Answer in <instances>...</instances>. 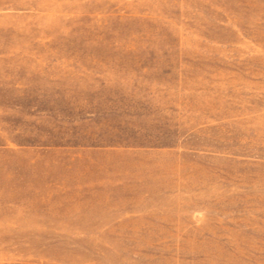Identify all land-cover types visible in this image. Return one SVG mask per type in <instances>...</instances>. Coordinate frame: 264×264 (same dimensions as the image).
Instances as JSON below:
<instances>
[{"label": "rangeland", "instance_id": "rangeland-1", "mask_svg": "<svg viewBox=\"0 0 264 264\" xmlns=\"http://www.w3.org/2000/svg\"><path fill=\"white\" fill-rule=\"evenodd\" d=\"M0 264H264V0H0Z\"/></svg>", "mask_w": 264, "mask_h": 264}]
</instances>
